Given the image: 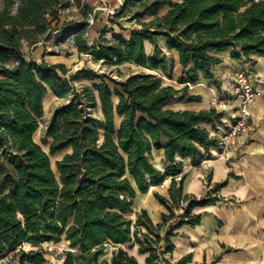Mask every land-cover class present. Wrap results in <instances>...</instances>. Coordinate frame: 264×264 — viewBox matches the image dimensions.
I'll return each mask as SVG.
<instances>
[{"label": "trees", "instance_id": "1", "mask_svg": "<svg viewBox=\"0 0 264 264\" xmlns=\"http://www.w3.org/2000/svg\"><path fill=\"white\" fill-rule=\"evenodd\" d=\"M69 4L0 0V257L13 253L20 264H43L41 252L22 246L63 240L68 245L63 264H139L123 247L127 244L146 255L143 264H187L190 254L176 262L166 257L174 248V229L199 224L193 209L222 200L218 191L225 182L211 183L208 175L203 197L184 194L183 162L177 157L196 166L217 148L220 137L213 131L222 124V112L166 106L176 97L200 101L189 94L188 84L201 79L219 86L212 66L221 58L212 52L232 49L235 59L264 57V0H122L91 44L87 13L75 21L62 18ZM91 14L95 22L97 15ZM122 22L135 25L128 38L115 31L124 28ZM71 27L79 53L94 61L130 62L157 75L111 79L112 91L103 75L90 70L70 74L64 63L26 59L24 44L36 45L60 30L63 36ZM159 39L177 52L180 88L163 81L173 79L174 59L159 55ZM146 41L153 55H147ZM79 74L100 81L76 88L72 81ZM48 90L70 98L53 112L47 152L34 136ZM92 109L99 118L92 117ZM153 149L164 152L163 170L152 162ZM60 152L54 169L50 156ZM167 178L168 198L153 193L166 209L161 221L154 223L146 209L134 212L137 194ZM179 208L183 212L176 215ZM107 243L115 246L110 260L101 258Z\"/></svg>", "mask_w": 264, "mask_h": 264}, {"label": "crops", "instance_id": "2", "mask_svg": "<svg viewBox=\"0 0 264 264\" xmlns=\"http://www.w3.org/2000/svg\"><path fill=\"white\" fill-rule=\"evenodd\" d=\"M108 17L98 18L97 16L95 22L102 21V26L96 30L95 34L90 28L89 35L92 33L94 35L92 37L96 38L103 26L108 24ZM122 25L123 32L118 28L115 31L128 38L129 28L135 25L129 22H122ZM60 32L61 30L54 34L59 37ZM158 41L161 44L165 43L163 39ZM30 48L31 59L36 62L64 63L62 60L51 62L47 60L49 54L42 42L31 45ZM73 50L81 54L75 46ZM145 50L147 55H153L152 46L148 41L145 42ZM166 50L174 59L173 78H175L182 71L178 63L177 52L167 48ZM237 52L241 53L239 50ZM231 53L232 49L211 53L221 58L220 63L212 66V72L219 80V86H216L210 79H201L196 84H188L189 94L199 95L200 101L190 102L176 97L166 106L173 110L194 111L216 108L222 112V124L213 131V134L218 137H221L230 126L234 107L213 104L212 99L214 97L220 100L230 99L234 73L249 62L252 63L251 69L255 83L264 81V57L251 54L248 59L243 55L235 59L231 57ZM80 80L85 83L83 86H92L100 81L95 82V79L83 77H80ZM174 86L180 88L183 85ZM48 94L57 99H64L56 97L50 90L45 96ZM249 126L247 133L228 143V149L223 155L219 153L218 148H213L210 154L196 166L190 163L189 158L177 157L183 162L182 189L184 194L203 197L207 192L206 177L208 175L211 176V183L225 182V184L218 191L222 200L193 209V213H199L201 216L199 224L195 226L183 224L174 229L176 234L171 237L174 248L166 255L171 262H176L181 257L190 254L191 259L187 264H264V96L258 97L250 106ZM152 157L154 165L163 170L165 166L163 150L153 149ZM169 184L170 178H167L159 185L150 186L146 193H138L141 197L139 202H144L142 208L147 210L154 223L161 221V214L166 212V209L156 200L153 193L157 192L168 198ZM182 212V208L175 210L176 215ZM175 223L171 222V226ZM129 253L137 258L139 264L144 263L146 255L139 254L137 247L136 253Z\"/></svg>", "mask_w": 264, "mask_h": 264}, {"label": "rangeland", "instance_id": "3", "mask_svg": "<svg viewBox=\"0 0 264 264\" xmlns=\"http://www.w3.org/2000/svg\"><path fill=\"white\" fill-rule=\"evenodd\" d=\"M121 2L122 0H70L69 6L61 10L62 18L75 21L81 19L83 15L87 13V20L93 30L92 33L95 34L96 30L102 26L101 25L102 21L93 22L91 13L93 12L96 13L98 18L100 17L106 18L109 15H112L118 11ZM86 5L89 7L87 8ZM89 10L90 12H88ZM114 28L117 29L116 26ZM73 30H75V27H71L69 32H67L63 36L59 35V37H57L56 34L51 33L49 38H45L42 41L43 45L45 46V50L49 54L47 60H49L50 62L52 60H62L66 64V66L70 69V74H74L83 70H90L98 75H103L102 77L107 81L112 91L116 87L111 82V79L115 81H126L134 75H145V74L157 75V71L155 70L143 68L130 62H124L121 64L106 63V62L94 61L92 57L87 54H83V53L77 54L75 50H73L74 49L72 43L73 37L71 35V32ZM92 33H90L88 37V41L90 42V44L93 42L94 39L96 40V38L92 37L94 36ZM107 36L109 37L110 34H107ZM22 49L26 59L30 60L31 59L30 46L28 45L25 46L24 44L22 46ZM164 49L166 50L165 45L159 42L158 43L159 55L163 56L164 58H166V60L170 61L173 57L168 53L167 50L164 52L163 51ZM80 77L81 76L79 74L72 81V84L75 81V84L73 85L76 88H79L85 84L81 82V80L79 81ZM176 78L177 77L173 79L164 78L163 81L164 83H169L177 86L178 83ZM94 81L98 82L99 79H95ZM69 98L70 97H66L64 99H57L53 97L51 94H48L44 97V115L40 119L39 128L35 133L34 138L47 152L49 149L50 138L46 136V128L51 122L53 112L57 108H60L63 105H65L69 100ZM91 113L93 118L96 119L99 118V113L97 110L92 109ZM63 154L64 152H60L50 156L51 164L54 169H55L56 160L60 159L63 156ZM157 166L160 165L157 164ZM139 198L141 197L139 194H137L133 206L134 212L139 211L144 204V202L142 201L139 202ZM134 212L130 214L132 218H135ZM67 246H68L67 242L62 240L60 242H45L41 244L39 247H33L30 244L25 243L22 246V248L25 250L34 249L41 252L46 260L43 264H63V259H64L63 252L65 249H67ZM129 246L130 244L125 245V248L129 252L136 253L137 246L136 245L133 247H129ZM114 249L115 246H113L112 244L109 243L105 244L103 247V255L101 258H106L110 260ZM0 264H20V263L18 259H15L13 257V253H7L2 257H0ZM24 264H28V263H24Z\"/></svg>", "mask_w": 264, "mask_h": 264}, {"label": "built area", "instance_id": "4", "mask_svg": "<svg viewBox=\"0 0 264 264\" xmlns=\"http://www.w3.org/2000/svg\"><path fill=\"white\" fill-rule=\"evenodd\" d=\"M252 63L237 70L234 73L231 98L220 100L212 99L213 104H225L234 107V115L230 126L220 137L217 147L221 155L228 149V143L236 137L245 134L249 130L250 106L261 96H264V81L256 82L251 69Z\"/></svg>", "mask_w": 264, "mask_h": 264}, {"label": "water", "instance_id": "5", "mask_svg": "<svg viewBox=\"0 0 264 264\" xmlns=\"http://www.w3.org/2000/svg\"><path fill=\"white\" fill-rule=\"evenodd\" d=\"M0 86H1V82H0Z\"/></svg>", "mask_w": 264, "mask_h": 264}]
</instances>
